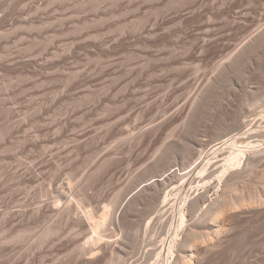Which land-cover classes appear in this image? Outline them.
Segmentation results:
<instances>
[{
	"label": "rangeland",
	"instance_id": "obj_1",
	"mask_svg": "<svg viewBox=\"0 0 264 264\" xmlns=\"http://www.w3.org/2000/svg\"><path fill=\"white\" fill-rule=\"evenodd\" d=\"M263 25L264 0H0V264H81L75 257L87 231L74 222L78 214L68 218L65 201L80 205L81 212L88 206L101 214L120 190L117 214L146 180L163 174V169L184 167L185 147L204 142L208 155L239 133L262 125L252 113L264 108V99L257 98L264 93V46L241 63L232 57ZM227 45L228 50L223 49ZM221 64L227 68L224 80L216 83L221 89L205 103H194L209 78L222 75ZM253 94L261 103L252 100ZM189 108L195 113L191 115ZM173 111L179 115L175 120L169 118ZM158 120L166 123L161 131L141 141L138 132ZM161 157L168 158L167 164L155 171L153 162ZM59 189L68 196L61 198ZM212 192L207 203L217 198ZM58 197L62 200L55 208ZM156 204L131 218L128 234L112 224L103 243L116 242L122 234H131L129 239L138 236L144 244L133 237L127 252L137 258L150 239L146 236L144 241V229L158 215L159 201ZM186 205L189 224L195 207ZM49 226L57 227L55 233L40 239L42 228ZM132 228L138 229H133L137 236ZM159 231L157 226L152 235L157 244ZM239 237L227 258L210 264H236L249 255L255 244L250 229ZM152 247L146 245L145 251ZM145 251L139 261L126 255L127 263H141ZM106 255L82 264H110V254Z\"/></svg>",
	"mask_w": 264,
	"mask_h": 264
},
{
	"label": "bare ground",
	"instance_id": "obj_2",
	"mask_svg": "<svg viewBox=\"0 0 264 264\" xmlns=\"http://www.w3.org/2000/svg\"><path fill=\"white\" fill-rule=\"evenodd\" d=\"M256 32L254 33V35L250 36V38L247 40V42L244 45H242V48L240 47L241 49H239V51H237L236 55L234 54L235 56H233L231 54L233 57H235V58L232 57V59L235 60V63H237L236 61H238V62L243 61V59L245 60V58H251L254 55H256L258 52H261V49L264 46V25H263V28H261L257 33ZM228 45L222 46L223 49H224V47H226L225 49L228 50V48H227ZM229 46H231V45H229ZM233 61H232V63L234 65ZM229 62H230V59H229ZM228 64L229 63H227V65ZM223 65H225V64H223ZM238 65H239V63H238ZM229 66L230 65H228V67ZM222 67H224V69L221 71L222 75L219 76L218 78H215L212 80H211V78H209L210 81H207V82H209V84H207V85L204 84L205 85L204 88L202 87L203 89H200L199 94L197 95L196 99H193V100H195L194 103H197V102H199L198 104H200V102L202 104L205 103V101H208V98L212 95V93L215 92L216 88H217V90L221 89V88L218 89V87L216 86V83L221 81L220 78L222 79V81L224 80L223 76H225L224 74L227 72V68H225L226 66H222V64H221L220 68H222ZM229 69H230V67H229ZM233 70H230V71H233ZM214 71L216 72L217 68ZM217 73H219V72H217ZM217 75L218 74H216V76ZM212 76L213 75H211V77ZM218 85L221 87L220 84H218ZM259 90H261V89H259ZM258 91H256V92L258 93ZM262 91H263V89H262ZM260 93L261 94H259V95H261V98L259 95H257V98L259 97L258 99H260V100L264 99V93H262V92H260ZM213 97H214V95H213ZM255 97L256 96L253 94L252 100L254 98V102L256 100H257L256 102H258V99H255ZM262 101H264V100H262ZM187 102L185 104L183 103L184 108H185L184 105H187ZM259 102H258V104H259ZM249 103H251V102H249ZM189 104H191V103L189 102ZM263 105H264V103H263ZM195 106L196 105L194 104V107ZM202 106L204 108V105H202ZM259 106H262V104ZM199 107H200V105H199ZM184 108H181V109H184ZM189 109H190V111H188V112H191V115H192V113H195V112L191 111L192 110L191 108H189ZM199 110L201 112V109H199ZM175 112L176 113H174V111H173L172 112L173 114H171L170 117L169 116H167V117H169L172 120H175L182 113L180 111V113L178 115L177 111H175ZM186 113H187V110H186ZM188 114H190V113H188ZM188 114H187V117H188ZM196 114H199V112ZM196 114H194V116H197ZM252 116L257 117L258 118L257 120L261 121L262 125L256 126V128L254 130H252L251 132H245L243 134L239 133L236 136V138L233 139V142L225 145L223 148H221L220 146L218 148H216L215 153H213V152L209 153L208 152V155L205 154L206 151H205V147H204V142L202 143L201 141L200 142L198 141L192 147L190 145L192 150H190L191 149L190 147L189 148L185 147V149H187V150L183 149L185 152H181L182 150L180 151L181 153H183V154H181L183 157L182 159L185 160V162H186V164L184 163V167H182L183 166V164H182L181 168L179 167V168H176L174 170L171 168H169V170H168L166 168L167 169L166 170V169H163V167L165 168L164 165L167 164L166 159H168V158H164V157L162 158L161 157V159H159L158 161L156 158V160H154L155 162L152 161L155 164L151 163V165L153 164L155 167L152 166L151 168L156 169L155 171H157L159 168L163 169V170H165L163 172V174H161V175L156 174L153 177H151L150 179L146 180L145 181L146 183L138 190V192H136L127 201V203L120 210L121 212H118L117 214H115L116 211H118L117 206L121 205L120 203L122 202L121 199L123 196L122 195L123 192L120 193V190H119V193H115L116 195L114 197L111 196L112 200L115 203V206H113L114 203L112 205H108V206L114 207V209L116 207L115 211H113V209H111V207L109 208L107 206V204H109V203H105L106 205L104 204L103 207L100 209V211L103 210L101 212V214H99L97 212V210L95 212L93 207H92L93 210L87 209L88 206H87V208H84V206H83V210L81 212V209L79 210L77 208L80 205H78V203L77 204L75 203L77 201L74 202L76 205H78L77 207H75L74 205H71L70 204L71 202L65 201L64 204L66 203V206L64 207L63 210L68 215V218H69V216L74 218L75 216H73V215H76V214L80 215L79 217H78V215H76L77 218L74 219V222L82 225L84 230L87 231V233L85 232L87 234L86 235L87 238L85 239L86 241L85 240L82 241V242H84V243L86 242V243L84 244V243L80 242L83 245H81V246L79 245L81 249H79L80 251L76 255L75 259L76 260L79 259L78 261L81 260L83 263H92V262L94 263L95 260L101 261L104 258V256H107L106 254L108 253V254H110V258H108L110 264H116L115 260H116V262L118 261L120 263L119 260H122V258H123V260L126 259L125 258V257H127L126 255H129L130 257H132L133 254L130 255L131 252L129 254L127 252L129 250L128 249L129 240H131V242H132L133 241L132 239L135 236H131L132 239H129L128 236L131 234H129L128 236H126V235L124 236L122 234V236L120 237V235L118 234V233H120V231L117 232L116 231L117 229L113 228V229H115V232H117L116 234L119 235V238L116 237V238H118V240H116V242L106 241L105 243H103L104 239H105V235H107V234H105V232L108 230H111L112 224L113 225L115 224L117 226H115V225L114 226L116 228L117 227L120 228L121 232H123L124 234H128V233H126V231H128L129 223H130V221H132L131 218L134 215L135 216L141 215V213L144 212L145 208H148V206L156 204V202L159 201V205L157 206L158 209H156L158 215L156 214L157 216L155 217V220H153L150 224H147L145 229H144V234H145L144 241H146L148 239V238L146 239V236L150 237L149 241L147 243L146 242L145 243H146V245H153V247L148 248L145 251V246H146L145 245L142 249L141 255L137 256V258L135 257V254H134L133 257L136 258V261H139L142 258L143 252L145 251L144 260L139 264H150L149 261L153 257H155V259H154V262L151 261L152 262L151 264H210L219 258H222L225 256L227 258V256L231 253V250H233L232 248H234L233 245H234L236 239L239 236H241V234H243V232L247 231L248 229H250L251 235L255 238V244L253 245L252 250L250 251L249 255L244 256L236 264H264V108L262 110L258 111L257 113H252ZM187 117H186V119H187ZM191 118L194 122L195 120L193 118H195V117L192 116ZM163 119H165V118H163ZM163 119H161V120H163ZM158 121L156 123H153V125L151 124V126H149L151 128L148 127L149 128L148 130H142L141 132H138L139 133V135L137 133L138 138H140V140H141V138H143L144 139L143 141H145L144 137L147 136L150 132H152V131L157 132L158 130L161 131L160 129H162L161 127L163 126V123H165V122L164 121L158 122ZM189 122H191V119ZM189 122L187 121L186 124L188 123L191 125V123H189ZM193 122H192V124H193ZM190 125H189V128L194 127L193 126L194 124L192 126H190ZM186 126H188V125H186ZM187 128L188 127H186V129H185L186 132H187ZM191 130L192 129H190L189 132H191ZM193 131H195V130H193ZM131 132L133 133V131H130L127 133H131ZM189 132H188V134H191ZM121 135H124V134H122V132H121ZM128 135L125 137L127 138ZM133 135L131 134V136H133ZM137 135H134L133 137L136 138L135 136H137ZM158 135H160V134H158ZM158 135H156V136L158 137ZM190 136H189V138H190ZM138 138H136V139L138 140ZM153 139H154V136H153V138H151V140H153ZM128 140L129 139H127V141ZM131 140H133V139H131ZM151 140H149V141H151ZM120 144H122V143H120ZM170 146L168 148H170ZM129 147H131V146L129 145ZM117 148H119V147L117 146ZM121 148H123V147L121 146ZM173 148L175 149V145ZM176 148H177V146H176ZM170 150H171V148H170ZM175 150H177V149H175ZM165 151H167L166 148H165ZM116 153L118 154L117 151L115 152V154ZM164 153L165 152L163 151L162 154H164ZM166 153H167L166 156H169L168 151ZM162 154L160 156H162ZM171 154L174 155L175 153L174 154L171 153ZM164 156H165V154H164ZM207 156H208V158H206ZM173 157L171 156L172 160H173ZM116 158H118L117 155H116ZM179 158H181V157H179ZM109 159H110V157H109ZM114 159H115V157H114ZM107 160H108V158H107ZM107 160H106V163H108ZM169 161H170V159H169ZM175 161L177 162V160H175ZM106 165H108V164H106ZM110 166L111 165H109L107 167H110ZM170 167H173V166H170ZM103 169H105V168H103ZM150 170H149V172H150ZM158 171H160V170H158ZM228 173L230 175H227ZM102 174H103V172H102ZM220 175L225 176V177H223L224 180H221L222 177H220ZM154 177H157V178L154 179ZM217 177H218V179L220 177L219 181L216 180ZM94 179H96V178H94ZM152 179H154V180L150 181ZM129 180H131V179H129ZM132 181H135V180L132 179ZM132 181H128L129 183H127V184L130 185V183ZM83 183H84V181H83ZM77 184H79V183H77ZM77 184L75 185V188L77 187ZM80 184H79V186H80ZM133 184H135V183H133ZM53 185H56V183H54ZM61 186H59V188H63ZM86 186H87V184H86ZM125 186L127 187V185H125ZM64 189H65V187H64ZM55 190L57 191L58 189L54 188V191ZM61 191H63V189H61ZM212 191L216 192L217 198L215 197L216 198L215 200H213L210 203H207V201L211 197H213L212 196L213 194L210 195V193ZM59 192H60V189L58 191V195L61 198L65 197L67 195L65 192H63V193L60 192L62 194H59ZM66 192H68V191H66ZM55 194L57 195V192ZM53 197H55V196H53ZM60 197H58L59 199H57V200L55 199V201H53V203H54L53 205L56 204L55 208H56L57 204L59 202H61V200H62ZM83 197H85V196H83ZM68 199L69 198L66 197V200H68ZM76 199H77V197H76ZM79 199L81 200V197ZM86 199H87V197H86ZM93 200H95V199H93ZM109 201H110V198H109ZM88 203H89V201H88ZM187 203H191L195 207L193 219L191 220V222L189 224L187 223L188 220L186 221L187 218H186V213H185V209H184L185 206H187L186 205ZM59 205H60V203H59ZM95 205H98V204H95ZM34 208H35V206H34ZM41 208H42L41 206H38L37 211L40 212ZM53 208H54V206H53ZM27 210H29V209H27ZM112 211H113V213L115 212L113 214L114 216L112 215ZM23 212H24V210H23ZM81 213H83V214H81ZM24 214H27V213H24ZM36 214H35V216H37ZM138 216H137V218H138ZM66 219H67V217H66ZM67 220H69V219H67ZM70 220H71V218H70ZM135 220H136V218H135ZM171 220L173 221L172 225L170 224V222H172ZM133 221H134V219H133ZM131 223H130V225H131ZM136 223H137V220H136ZM135 225L136 224H134V226ZM138 225H142V224H138ZM170 225L172 226V231L169 232V234H168V230L170 231V229H171V228L169 229ZM52 226L46 227L45 229L42 228L43 231H42L41 236L39 238L44 239V238L48 237L47 238V240H48L49 236L51 234L55 233V231H56L55 229L57 228V227L54 228ZM157 226H158V229L160 230L159 231V237H161L160 244H157V242L153 241V236H152L153 232H154L155 228H157ZM136 227L138 229H141V228H139L140 226L139 227L136 226ZM58 228H59V226H58ZM137 228H132V230L137 229ZM129 229H131V226ZM132 230H129V231H132ZM137 230L132 231L134 234H136V236L138 235V233L137 232L135 233L134 231H137ZM112 231L114 232V230H112ZM140 231H143V230L141 229ZM57 233H59V231ZM81 234H82V232H81ZM23 235L24 234L22 233V236ZM112 235H110V237ZM17 238L18 237H16V239ZM19 238H21V237H19ZM112 238H113V236H112ZM135 238L137 239L138 236ZM13 240H15V238ZM138 240L139 239H137V241L135 240V242H138V243L140 242V245H141V243L144 244L142 241H138ZM112 241H113V239H112ZM257 241H258V243H256ZM45 242H46V239H45ZM166 242H167V244H169L168 242H171L170 246L169 247L167 246L168 248L164 247ZM133 243H134V241H133ZM133 243H131V244H133ZM33 245H34V243H33ZM42 245H43V243H42ZM129 247H131V246H129ZM133 249H134V251H136L138 248L135 249V247H134ZM75 250H76V248H75ZM138 251H139V249H138ZM73 257H72V259H73ZM165 257H167V261H165ZM118 258H119V260H118ZM127 259L130 260V258H127ZM127 259L125 261L126 263H127ZM82 262H81V264H82ZM104 262H106V261H104ZM125 262L123 264H126ZM215 262H217V261H215ZM119 263H117V264H119ZM128 263H130V261Z\"/></svg>",
	"mask_w": 264,
	"mask_h": 264
}]
</instances>
